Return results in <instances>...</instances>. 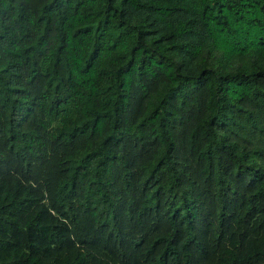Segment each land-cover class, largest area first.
Returning <instances> with one entry per match:
<instances>
[{"label":"trees","instance_id":"obj_1","mask_svg":"<svg viewBox=\"0 0 264 264\" xmlns=\"http://www.w3.org/2000/svg\"><path fill=\"white\" fill-rule=\"evenodd\" d=\"M0 264H264V0H0Z\"/></svg>","mask_w":264,"mask_h":264}]
</instances>
